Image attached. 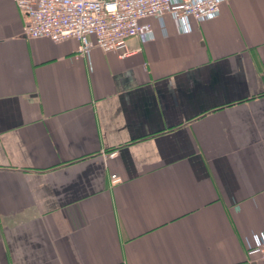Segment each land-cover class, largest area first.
I'll return each instance as SVG.
<instances>
[{
	"label": "crops",
	"instance_id": "0c3cea01",
	"mask_svg": "<svg viewBox=\"0 0 264 264\" xmlns=\"http://www.w3.org/2000/svg\"><path fill=\"white\" fill-rule=\"evenodd\" d=\"M26 23L0 0V264H264V0L125 58Z\"/></svg>",
	"mask_w": 264,
	"mask_h": 264
},
{
	"label": "built area",
	"instance_id": "2783aa9c",
	"mask_svg": "<svg viewBox=\"0 0 264 264\" xmlns=\"http://www.w3.org/2000/svg\"><path fill=\"white\" fill-rule=\"evenodd\" d=\"M27 18L23 35L27 39H47L60 43L77 42V52L88 57L93 48L130 55L127 41L140 35H151L150 26L141 24L146 18L159 21L169 14L179 31H191L190 21L203 23L220 14L225 0H10ZM116 152L109 154L110 158ZM120 180L112 177L111 183ZM248 256H257L264 263V236L255 235L247 249ZM124 264V263H122Z\"/></svg>",
	"mask_w": 264,
	"mask_h": 264
}]
</instances>
